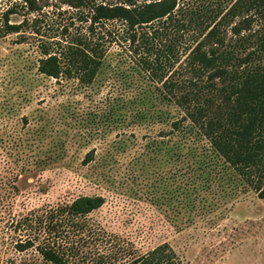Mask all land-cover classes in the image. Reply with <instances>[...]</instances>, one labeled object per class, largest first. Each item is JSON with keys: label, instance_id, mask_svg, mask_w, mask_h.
Returning <instances> with one entry per match:
<instances>
[{"label": "rangeland", "instance_id": "1", "mask_svg": "<svg viewBox=\"0 0 264 264\" xmlns=\"http://www.w3.org/2000/svg\"><path fill=\"white\" fill-rule=\"evenodd\" d=\"M99 1L121 0H36L35 11L0 0V264H51L34 246L18 250L25 232L16 221L79 195L104 197L87 216L134 254L168 243L176 264H264V199L200 134L181 148L167 118L180 115L176 106L159 95L144 105L124 103L140 89L158 94L161 83L141 69L138 55L128 56L117 33L105 39L91 84L38 72L41 44L52 51L54 41L83 34L88 5ZM178 2L223 10L232 0ZM11 5L8 19L22 23L18 33L3 32ZM144 109L155 117L140 119ZM198 159L209 171L186 166Z\"/></svg>", "mask_w": 264, "mask_h": 264}, {"label": "trees", "instance_id": "2", "mask_svg": "<svg viewBox=\"0 0 264 264\" xmlns=\"http://www.w3.org/2000/svg\"><path fill=\"white\" fill-rule=\"evenodd\" d=\"M20 1L30 11L39 9L36 0ZM14 7L2 14L5 33L20 31L22 23L8 19ZM84 17L88 23L83 34L64 43L54 41L52 51L41 44L38 72L91 84L103 66L105 39L118 34L128 56L138 55L141 69L150 70L161 83L158 94L140 89L124 97V103L144 105L159 95L176 106L180 115L169 113L167 118L181 148L191 134H200L222 163L264 199V0H232L223 10H189L178 0L99 1L88 5ZM113 21L119 23L107 25ZM162 40L166 43L160 45ZM138 116L155 117L148 109ZM192 163L209 171L204 159L187 161L186 166ZM104 202L102 195H79L29 210L16 221L25 232L18 250L34 246L51 264H176L168 243L134 254L128 243L93 222L87 215Z\"/></svg>", "mask_w": 264, "mask_h": 264}]
</instances>
